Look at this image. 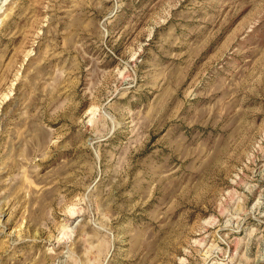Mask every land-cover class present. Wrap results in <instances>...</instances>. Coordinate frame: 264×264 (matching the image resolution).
<instances>
[{
	"label": "rangeland",
	"instance_id": "obj_1",
	"mask_svg": "<svg viewBox=\"0 0 264 264\" xmlns=\"http://www.w3.org/2000/svg\"><path fill=\"white\" fill-rule=\"evenodd\" d=\"M0 264H264V0H0Z\"/></svg>",
	"mask_w": 264,
	"mask_h": 264
}]
</instances>
